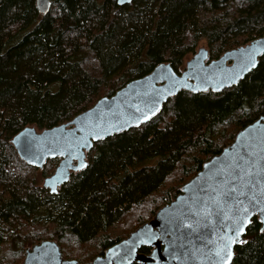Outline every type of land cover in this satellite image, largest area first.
Masks as SVG:
<instances>
[{
  "label": "trees",
  "instance_id": "16d2710c",
  "mask_svg": "<svg viewBox=\"0 0 264 264\" xmlns=\"http://www.w3.org/2000/svg\"><path fill=\"white\" fill-rule=\"evenodd\" d=\"M52 1L44 15L36 0H0V264H22L44 239L68 259L103 254L264 115L263 54L238 84L182 90L150 121L95 142L88 166L51 193L37 174L60 158L26 163L11 142L24 127L68 122L161 62L180 73L203 41L217 59L264 35V0ZM261 227L254 217L232 264H264Z\"/></svg>",
  "mask_w": 264,
  "mask_h": 264
},
{
  "label": "water",
  "instance_id": "95a60500",
  "mask_svg": "<svg viewBox=\"0 0 264 264\" xmlns=\"http://www.w3.org/2000/svg\"><path fill=\"white\" fill-rule=\"evenodd\" d=\"M117 1L124 5L134 0ZM52 5V0H36L39 12L44 15ZM263 54L264 35L225 51L217 59H210L209 49L200 47L180 73L170 62H161L150 73L129 81L112 96L100 98L72 120L42 130L26 126L11 142L26 163L39 169L49 159L60 158L55 171L43 183L51 193H58L74 172L88 166L87 154L95 142L150 121L182 90L219 92L238 84L258 66ZM236 164L244 169L250 167L251 173L245 175ZM232 188L236 191L231 198L225 197L219 207L212 204L214 190ZM241 191L244 195H240ZM252 195L261 201L259 205L250 202ZM205 205L210 207L211 215H197ZM242 206L248 208L247 220L239 214ZM261 207H264V115L247 124L232 143L207 160L171 202L103 254L87 262L68 259L56 240L44 239L26 249L22 264H220L216 253L225 244L229 248L222 255L227 256L230 250L228 264H232L235 250L245 242L254 217H258L264 231V211L258 210ZM231 217L243 224L239 234ZM149 235L155 239L144 244L142 241ZM227 237H233L235 242ZM144 246L151 247V251L142 252Z\"/></svg>",
  "mask_w": 264,
  "mask_h": 264
},
{
  "label": "snow or ice",
  "instance_id": "6c2138e0",
  "mask_svg": "<svg viewBox=\"0 0 264 264\" xmlns=\"http://www.w3.org/2000/svg\"><path fill=\"white\" fill-rule=\"evenodd\" d=\"M121 2H123V0H121ZM250 63L254 64V61H250ZM145 118H147V117H145ZM236 168L240 169V171L243 172L245 175H249L252 171V169L250 167L248 169L240 168L239 164H236ZM249 183H251V181H249ZM53 190H55V189H53ZM235 191H236L235 188H232V189L227 190V191H216V190H214L215 197L211 198L212 204H215L216 206L219 207L223 203L224 198L225 197L231 198L233 196V194L235 193ZM240 195H244V192L241 191ZM250 202H255L257 205H259L261 203V201L257 199L256 195H252ZM237 203L243 205L242 201H237ZM258 210L264 211V207H261ZM239 214L241 216H243L245 220H247L248 208L242 206L241 209L239 210ZM197 215L210 216L211 215L210 207L205 205L204 207H202L200 209V211L197 213ZM225 218L228 219L229 217L226 216ZM231 219H233L234 224H236V226H237V234H239V232H242L243 231V224L240 221H238L236 219V217H231ZM189 227H191V225H189ZM153 239H155V237L152 235H149L142 242L144 244H151ZM227 240L230 242H235L233 237H227ZM225 248H229V245L225 244L224 248L218 250L216 253L217 256L220 257V264H228V261L231 259L230 250L228 251L227 256L222 255Z\"/></svg>",
  "mask_w": 264,
  "mask_h": 264
},
{
  "label": "rangeland",
  "instance_id": "374dc122",
  "mask_svg": "<svg viewBox=\"0 0 264 264\" xmlns=\"http://www.w3.org/2000/svg\"><path fill=\"white\" fill-rule=\"evenodd\" d=\"M200 47H207V48H208V45H207V43H206L205 41H203V42H201V43L198 45L196 51H197ZM196 51H195V52H196ZM193 54H194V53L189 54V55L186 57V59L184 60V65H183L181 71H183V70L185 69L186 62H187V61L193 56ZM59 161H60V160H59ZM55 169H56V168H55ZM40 170H41V169H40ZM54 171H55V170H54ZM40 172H41V171H39L38 174H37V182H38L41 186H43V183H44V180H45L46 177H45V176H42ZM188 181H189V180H188Z\"/></svg>",
  "mask_w": 264,
  "mask_h": 264
}]
</instances>
